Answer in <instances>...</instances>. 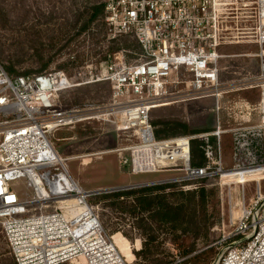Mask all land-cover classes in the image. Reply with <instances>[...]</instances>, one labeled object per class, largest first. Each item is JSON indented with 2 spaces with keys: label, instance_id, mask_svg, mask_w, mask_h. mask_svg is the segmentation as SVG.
Here are the masks:
<instances>
[{
  "label": "built area",
  "instance_id": "2783aa9c",
  "mask_svg": "<svg viewBox=\"0 0 264 264\" xmlns=\"http://www.w3.org/2000/svg\"><path fill=\"white\" fill-rule=\"evenodd\" d=\"M228 0H102L98 17L115 38L131 35L142 51L127 60L125 51L108 54L98 72L86 63L89 78L75 82L64 70L10 75L0 62V228L17 264H130L104 228L97 204L74 179L68 158L51 135L84 121L112 123L128 144L109 149L131 174L169 168L174 182H197L220 175L245 186L256 183L215 264H264V0H249L234 14ZM97 17V20L99 19ZM249 19V20H248ZM242 21L244 26H242ZM249 22V24H247ZM254 42L259 71L247 83L221 81L220 47ZM76 75L82 77L83 71ZM253 80V81H252ZM108 81L102 103L63 108L59 92L85 82ZM259 88L257 105L237 99L227 106L235 120L249 122L211 131L157 138L154 108L202 97ZM253 112L258 123H250ZM230 133L233 166L225 168L220 138ZM214 137V142L211 138ZM204 143V163L191 161V141ZM126 150V156H120ZM227 173V174H225ZM25 180V192L15 182ZM190 185H182L189 189Z\"/></svg>",
  "mask_w": 264,
  "mask_h": 264
},
{
  "label": "rangeland",
  "instance_id": "374dc122",
  "mask_svg": "<svg viewBox=\"0 0 264 264\" xmlns=\"http://www.w3.org/2000/svg\"><path fill=\"white\" fill-rule=\"evenodd\" d=\"M228 1L232 2L230 7L234 14L239 16L237 26L240 27V10L249 0ZM101 5L102 0H0V62L7 73L14 76L56 69L64 70L75 82H80L89 78L86 63L92 65L96 73L108 54L124 50L126 59L134 60L142 51L140 44L131 35L110 38L106 23L98 17ZM95 7H98L97 15L90 22ZM224 47L230 52L248 53V56L230 61L232 71L222 72L223 83L250 82L258 73L259 60L253 56L258 46L254 42L241 41ZM247 66L252 70L246 78L248 81L244 80ZM77 70L83 71L82 77L76 75ZM110 93L108 81L85 82L59 92L56 103L63 108L82 107L105 102ZM238 96L257 105L260 89L246 88L223 94V108L219 111L215 110V99L211 96L159 106L152 110L151 119L185 122L190 131L175 136L213 130L217 121L224 128L227 120H233L227 106ZM252 118V123L259 122L256 112ZM154 127L156 134L159 126ZM117 133L112 123L84 121L58 129L51 135V141L57 152L68 158L74 179L83 189L94 192L90 202L98 205L105 230L110 235L119 233L127 240L133 254L129 263L215 264L228 245L226 237L235 226L244 202L254 194L256 183L248 182L243 186L236 179L220 175L197 182H174L181 173L169 168L131 174L119 165L116 152H107L128 144L129 140ZM220 146L224 167L231 168L233 142L230 133L222 134ZM168 183L176 186L163 191L184 190L182 185H190L186 190L191 191L205 189L204 200L198 195L195 207L170 223L150 222L148 212L132 207L134 195L114 198L105 195L118 191L100 192L113 187L130 186L119 190L125 191ZM15 186L19 193L26 191L23 178L15 182ZM159 192L162 190H153L152 194ZM169 201H175V197ZM10 253L13 254L0 228V264H8Z\"/></svg>",
  "mask_w": 264,
  "mask_h": 264
},
{
  "label": "trees",
  "instance_id": "16d2710c",
  "mask_svg": "<svg viewBox=\"0 0 264 264\" xmlns=\"http://www.w3.org/2000/svg\"><path fill=\"white\" fill-rule=\"evenodd\" d=\"M98 7H95L93 14L89 21L95 19L97 15ZM151 122L154 126H159L156 129L157 138H168L177 134H185L190 130L185 122L178 119L176 120H156ZM211 131V130H209ZM214 142V137L211 138ZM204 143L199 139H192L191 141V161L194 165H201L204 163ZM175 184H160L157 186L144 187L136 190H125L107 194L105 196L120 197V196H135L134 209L138 208L141 212L149 213L148 220L160 221V222H173L178 221L183 217L191 207H195V199L198 195L204 200L205 189H193L191 190H174L171 192L163 191L167 188H174ZM153 190H162V192L152 194ZM175 197V201H169V198ZM92 196L90 197L91 201ZM146 223L145 219H141ZM8 264H17V261L13 254L10 253L8 256Z\"/></svg>",
  "mask_w": 264,
  "mask_h": 264
},
{
  "label": "crops",
  "instance_id": "0c3cea01",
  "mask_svg": "<svg viewBox=\"0 0 264 264\" xmlns=\"http://www.w3.org/2000/svg\"><path fill=\"white\" fill-rule=\"evenodd\" d=\"M233 44V43H232ZM225 45H223L222 47H220V52L224 55V57H222L221 59H220V67H221V74H222V72L223 71H228L229 73H230V71H232L231 69H232V65H231V63H230V61L231 60H233L234 58H236V57H240V56H248L247 54L248 53H246V54H238V53H234V52H230V51H227L226 50V47H224ZM254 54V53H253ZM244 68H246V66H244ZM258 71H259V65H258ZM230 70V71H229ZM252 72V70L251 69H249V67L247 66V69H246V73L244 74V78H248L249 77V74L248 73H251ZM221 81H222V76H221ZM236 80H232L231 82H229V83H232V82H235ZM222 83H223V81H222ZM223 84H225V83H223ZM241 90V89H240ZM235 92V91H234ZM230 93H232V92H230ZM240 98H242V99H245V98H243V97H241V96H238V97H235L234 99H233V101L234 100H237V99H240ZM195 119V118H194ZM252 120H253V118H251V121H250V123H252ZM258 123V122H257ZM238 124H249V122H245V121H239V120H235L234 118H233V120L231 121V120H227L226 121V125H225V127L224 128H228V127H234V126H237Z\"/></svg>",
  "mask_w": 264,
  "mask_h": 264
},
{
  "label": "bare ground",
  "instance_id": "6f19581e",
  "mask_svg": "<svg viewBox=\"0 0 264 264\" xmlns=\"http://www.w3.org/2000/svg\"><path fill=\"white\" fill-rule=\"evenodd\" d=\"M119 155L126 156L127 151L120 150ZM113 239H114V243H116L122 255L126 258V261L131 262L133 254L131 252V247L128 245L127 240L125 241V239L121 237L119 233L113 234Z\"/></svg>",
  "mask_w": 264,
  "mask_h": 264
},
{
  "label": "water",
  "instance_id": "95a60500",
  "mask_svg": "<svg viewBox=\"0 0 264 264\" xmlns=\"http://www.w3.org/2000/svg\"><path fill=\"white\" fill-rule=\"evenodd\" d=\"M144 184H149V183H144ZM130 186H122V187H113V188H110L108 190H103V191H100V192H106V191H119V190H123V189H127L129 188Z\"/></svg>",
  "mask_w": 264,
  "mask_h": 264
}]
</instances>
